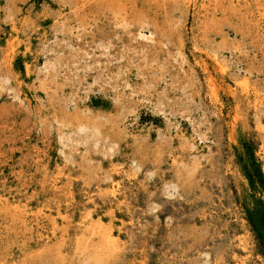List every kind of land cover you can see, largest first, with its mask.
Wrapping results in <instances>:
<instances>
[{
    "label": "rangeland",
    "instance_id": "obj_1",
    "mask_svg": "<svg viewBox=\"0 0 264 264\" xmlns=\"http://www.w3.org/2000/svg\"><path fill=\"white\" fill-rule=\"evenodd\" d=\"M0 264H264V0H0Z\"/></svg>",
    "mask_w": 264,
    "mask_h": 264
},
{
    "label": "bare ground",
    "instance_id": "obj_2",
    "mask_svg": "<svg viewBox=\"0 0 264 264\" xmlns=\"http://www.w3.org/2000/svg\"><path fill=\"white\" fill-rule=\"evenodd\" d=\"M243 85H245V84H243ZM115 172H117V173H118V172H119V170H118V169H115ZM117 185H118V184H117ZM117 185H115V186L117 187Z\"/></svg>",
    "mask_w": 264,
    "mask_h": 264
}]
</instances>
